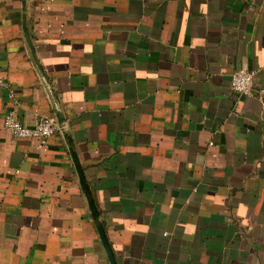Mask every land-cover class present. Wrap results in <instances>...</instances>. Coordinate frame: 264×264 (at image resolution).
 I'll use <instances>...</instances> for the list:
<instances>
[{
  "label": "crops",
  "instance_id": "1",
  "mask_svg": "<svg viewBox=\"0 0 264 264\" xmlns=\"http://www.w3.org/2000/svg\"><path fill=\"white\" fill-rule=\"evenodd\" d=\"M262 66L264 0H0V264H264Z\"/></svg>",
  "mask_w": 264,
  "mask_h": 264
},
{
  "label": "built area",
  "instance_id": "2",
  "mask_svg": "<svg viewBox=\"0 0 264 264\" xmlns=\"http://www.w3.org/2000/svg\"><path fill=\"white\" fill-rule=\"evenodd\" d=\"M258 71L264 74V66L259 70H248L245 68L235 70L231 75L230 82L232 91L241 95H252L254 78ZM0 83L7 85L2 79H0ZM259 93L263 95L264 89H260ZM4 124L13 135L21 138L36 139L40 146H43L47 139L60 129L57 119L52 116L44 117L34 125H26L20 121L14 109L6 113ZM210 145H212L211 142Z\"/></svg>",
  "mask_w": 264,
  "mask_h": 264
},
{
  "label": "water",
  "instance_id": "3",
  "mask_svg": "<svg viewBox=\"0 0 264 264\" xmlns=\"http://www.w3.org/2000/svg\"><path fill=\"white\" fill-rule=\"evenodd\" d=\"M24 32H25V35H26L27 42H28V44H29V46H30V48H31L32 53H33L34 60H35V62L37 63V66H38V68H39V70H40V72H41V74H42L44 80L47 82V78H46V76H45V74H44V72H43L41 66H40L39 63H38V60H37L36 56H35V53H34V50H33V46H32V43H31V41H30V38H29V35H28V30H27L26 25H24ZM58 118H59V121H60L62 124L65 123V119H64L63 115H62L60 112L58 113ZM73 156H74V158H75V161H76L77 164H78L77 167H78V170H79V173H80L81 181H82V183H83L85 189L87 190V192H88V194H89V204H90V207H91V210H92L93 216H94V218H95L96 220H98L99 215H98L97 207H96V205H95V202H94L92 196L90 195V190H89L88 185H87V183H86L85 176H84L83 171H82V169H81V167H80V165H79V163H78L77 156H76V154H75L74 152H73ZM98 231H99V233H100L101 239H102V241H103V243H104V246H105V248H106V251H107V253H108V257H109L110 263H111V264H116V260H115V256H114V253H113L112 247H111V245H110V243H109L108 237H107V235H106V233H105V231H104V229H103V227H102L101 224H98Z\"/></svg>",
  "mask_w": 264,
  "mask_h": 264
}]
</instances>
